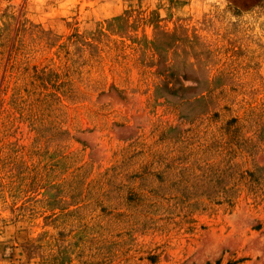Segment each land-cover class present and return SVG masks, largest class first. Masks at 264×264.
I'll use <instances>...</instances> for the list:
<instances>
[{
    "label": "rangeland",
    "instance_id": "rangeland-1",
    "mask_svg": "<svg viewBox=\"0 0 264 264\" xmlns=\"http://www.w3.org/2000/svg\"><path fill=\"white\" fill-rule=\"evenodd\" d=\"M0 264H264V0H0Z\"/></svg>",
    "mask_w": 264,
    "mask_h": 264
}]
</instances>
